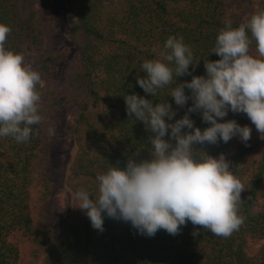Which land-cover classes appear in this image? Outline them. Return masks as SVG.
<instances>
[{"label": "trees", "instance_id": "16d2710c", "mask_svg": "<svg viewBox=\"0 0 264 264\" xmlns=\"http://www.w3.org/2000/svg\"><path fill=\"white\" fill-rule=\"evenodd\" d=\"M71 1L61 38L56 35L52 0H0V23L12 29L5 48L22 53L41 74L44 117L42 124L32 126L25 143L0 137V264H264V139L242 113L229 111L223 119L251 127L247 146L238 137L203 146L213 156L223 152L246 188L240 206L246 219L230 237L207 229H197L199 235L194 236L197 226L191 222L181 226L179 234L161 229L149 237L106 214L101 232L92 227L86 211L75 207L74 199L71 208L59 214L53 234L45 212L53 137L47 129L61 124L58 114H67L65 126L71 127L75 144L65 186L73 196L84 188L95 198L98 174L111 166L124 168L128 158L137 155L138 160L150 158L152 133L129 117L124 96L137 94L154 104L167 101L176 112L171 122L192 103L176 105L168 96L174 85L155 97L146 94L136 79L145 76L142 63L163 60L169 51L164 47L167 38L183 37L199 61L194 69L190 66L192 75H204V61L220 58L210 52L226 22L234 28L246 23L264 11V0ZM250 51L257 55L255 42ZM184 80L191 75L177 77V82ZM190 117L201 130L209 126L199 113Z\"/></svg>", "mask_w": 264, "mask_h": 264}, {"label": "clouds", "instance_id": "9594fccd", "mask_svg": "<svg viewBox=\"0 0 264 264\" xmlns=\"http://www.w3.org/2000/svg\"><path fill=\"white\" fill-rule=\"evenodd\" d=\"M12 29L0 23V137L27 142L33 125L44 122L40 114L41 74L22 53L5 48ZM255 42L257 55L250 51ZM161 59L145 60L137 83L155 97L168 86V96L176 105H191L175 122L176 112L167 101L131 94L124 96L129 117L143 122L152 133L150 158H128L126 166H111L96 177L98 194L88 190L74 193L76 206L86 211L94 229L103 231L104 217L123 220L140 234L154 236L158 230L179 234L188 222L197 229L228 238L244 224L240 214L244 183L233 171L232 161L222 152L210 155L205 144L224 143L238 137L247 146L252 129L235 119L224 120L228 112L245 114L264 139V11L253 14L246 23L222 28L210 53L220 58L205 60L204 75H192L199 61L183 37L169 36ZM195 61V62H194ZM191 80L177 82V77ZM186 89L189 90L186 93ZM191 113H199L209 126H195ZM167 118V119H166ZM169 139H165L169 134ZM55 135V129H47ZM174 141V143H173Z\"/></svg>", "mask_w": 264, "mask_h": 264}, {"label": "rangeland", "instance_id": "374dc122", "mask_svg": "<svg viewBox=\"0 0 264 264\" xmlns=\"http://www.w3.org/2000/svg\"><path fill=\"white\" fill-rule=\"evenodd\" d=\"M244 4L250 0H241ZM53 18L57 29L56 35L64 38L65 27L67 25L66 15L70 6L71 0H52ZM245 12L243 16L245 18ZM66 43H70L66 41ZM74 52V50H73ZM60 119V125L55 130L51 141L49 142L48 166L46 175L51 188L50 195L45 200V212L47 215V226L55 234L60 221V213L67 212L72 206V192L65 186V175L70 159L73 156L75 144L74 134L70 126H65L67 114L57 115Z\"/></svg>", "mask_w": 264, "mask_h": 264}]
</instances>
